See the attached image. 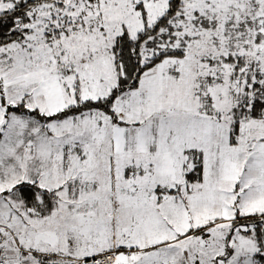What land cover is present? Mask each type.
Listing matches in <instances>:
<instances>
[{
  "label": "snow or ice",
  "instance_id": "obj_1",
  "mask_svg": "<svg viewBox=\"0 0 264 264\" xmlns=\"http://www.w3.org/2000/svg\"><path fill=\"white\" fill-rule=\"evenodd\" d=\"M0 264H264V0H0Z\"/></svg>",
  "mask_w": 264,
  "mask_h": 264
}]
</instances>
